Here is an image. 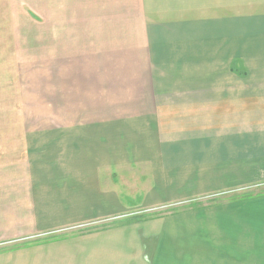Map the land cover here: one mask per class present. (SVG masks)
Wrapping results in <instances>:
<instances>
[{"label": "crops", "instance_id": "1", "mask_svg": "<svg viewBox=\"0 0 264 264\" xmlns=\"http://www.w3.org/2000/svg\"><path fill=\"white\" fill-rule=\"evenodd\" d=\"M0 5L16 48L47 26V126L0 148V246L64 234L0 264H264V0Z\"/></svg>", "mask_w": 264, "mask_h": 264}, {"label": "rangeland", "instance_id": "2", "mask_svg": "<svg viewBox=\"0 0 264 264\" xmlns=\"http://www.w3.org/2000/svg\"><path fill=\"white\" fill-rule=\"evenodd\" d=\"M3 6L0 5V8ZM6 10V8H5ZM21 13V10H18ZM3 14L4 8H3ZM8 19L5 15L0 17V148L6 147V143L16 142L37 133L47 126V26L23 24L26 33V41L23 48H16L17 44L13 37L14 32H4L8 28ZM11 26V24H10ZM20 26V24H19ZM18 26V27H19ZM17 38V37H16ZM18 44H22L18 40ZM21 141H18V143ZM10 145H8L9 147ZM245 193L220 194L212 193L207 197L199 194L195 201L191 198L175 203L167 204L160 210H140L138 219L146 217H158V214H172L187 210H197L217 203L233 196L241 195L246 198L263 195L261 189ZM201 196V197H199ZM188 200V201H187ZM213 201V202H211ZM135 210H132V212ZM135 216L131 215V218ZM105 225V224H104ZM103 226V225H102ZM88 228L75 230L76 232L87 231ZM64 234L53 236L31 237L24 240L14 241L6 246H0V250L20 247L24 245L35 246L47 242L49 238H59Z\"/></svg>", "mask_w": 264, "mask_h": 264}]
</instances>
